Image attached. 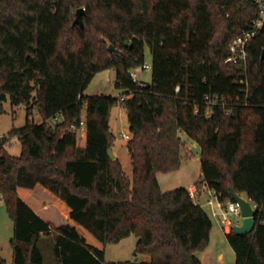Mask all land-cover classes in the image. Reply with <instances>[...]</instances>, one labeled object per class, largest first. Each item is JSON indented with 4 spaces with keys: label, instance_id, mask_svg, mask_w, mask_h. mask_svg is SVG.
Instances as JSON below:
<instances>
[{
    "label": "trees",
    "instance_id": "trees-1",
    "mask_svg": "<svg viewBox=\"0 0 264 264\" xmlns=\"http://www.w3.org/2000/svg\"><path fill=\"white\" fill-rule=\"evenodd\" d=\"M79 9L83 28L74 24ZM258 16L253 0H0V114L3 103L18 107L35 95L43 118L11 132L19 157L0 143L13 264H44L42 236L54 238L60 264H107L106 246L132 235L136 254L150 259L133 264H202L196 253L209 243L211 220L188 189L163 192L157 179L181 168L180 132L201 148L197 188L206 185L223 202L233 188L257 207L248 235L226 237L235 264H264V28L246 67L225 63L232 41ZM147 48L153 76L143 86L129 72L141 69ZM106 70L116 71L125 95L86 98ZM206 95L230 104L211 108ZM118 104L130 124L132 179L108 155ZM84 109L82 148L75 130Z\"/></svg>",
    "mask_w": 264,
    "mask_h": 264
},
{
    "label": "rangeland",
    "instance_id": "rangeland-1",
    "mask_svg": "<svg viewBox=\"0 0 264 264\" xmlns=\"http://www.w3.org/2000/svg\"><path fill=\"white\" fill-rule=\"evenodd\" d=\"M145 63L152 66V56L148 48L145 53ZM152 76V68L149 71H140L138 73L139 83L143 86L152 84ZM125 93L126 92L124 90L119 89L116 85V71L106 70L98 73L94 77L93 81L85 91L84 96L86 98L94 96H112L114 98H119L125 95ZM34 96L35 95H33L30 104L23 103L18 107H13L10 101L3 103L4 113L0 114V143L3 139H5L4 149L14 157H19L21 155L22 145L17 137L11 135V132L13 130L24 128L28 123V119L33 125L43 123V118L38 108L34 105ZM29 107L33 108L32 114L28 118ZM85 113L86 111L84 109L83 118H85ZM49 124L54 125L55 121L52 120ZM127 124L128 117L123 106L118 104L113 107L111 110V125L114 133L113 135L116 138L113 147L119 155V161L123 166L126 176L132 179L133 168L131 157L126 148L128 141L121 137L122 133L130 134L129 129L126 127ZM83 130L85 131L84 125L82 128H78L75 131L78 136V145L84 148L85 140L82 138L84 133ZM179 136L183 145L182 165L176 172L157 175L160 188L163 192H171L179 189L181 186L188 187L191 184L199 182L201 178V148L199 144L189 139L183 132H180ZM116 159L118 158L116 157ZM202 190L203 197L197 204L201 206L211 220L212 230L207 247L204 250L197 252V257L200 259L202 264H235L236 256L228 244L226 234L223 232L221 226L212 217L211 208L208 205V201L210 200L209 189L203 184ZM240 196L250 202L246 195L241 194ZM251 205L254 208L253 203H251ZM231 219L234 226L242 225L243 223V219L241 217H232ZM13 236L14 224L9 216L7 206L2 201V197L0 195V258L5 260L6 264H13V248L11 245ZM137 242V237L132 235L118 244H108L105 250V262L107 264L148 263L150 261L148 257L136 254ZM53 246V237H47L39 242V247L42 250L45 264H59L58 260L54 256ZM220 257L222 258V261H220Z\"/></svg>",
    "mask_w": 264,
    "mask_h": 264
},
{
    "label": "built area",
    "instance_id": "built-area-1",
    "mask_svg": "<svg viewBox=\"0 0 264 264\" xmlns=\"http://www.w3.org/2000/svg\"><path fill=\"white\" fill-rule=\"evenodd\" d=\"M257 8L259 9V16L255 20L252 21L251 26L248 30L244 31L241 35L235 38L230 46V55L225 60L226 64L230 65H243L247 66V62L249 59V45L250 43L261 33L264 28V0H253ZM152 68L150 64L144 63L141 69L131 70L129 72V76L132 81L138 85H142L138 80V73L140 71H149ZM241 85L248 86L246 81H240ZM181 91L180 86L175 88V94L178 95ZM248 90H246V93ZM124 100V99H121ZM205 102L209 107L221 106L226 108L229 106L226 98H223L219 95H206L204 98ZM240 104V100L237 99L235 101V106ZM230 113V111H228ZM207 118L211 117V113L208 112L206 115ZM82 126L85 125V118L82 120ZM81 126V128H82ZM121 137L129 141L131 139L130 134L122 133ZM190 198L198 203L203 197L202 188H197L196 185L188 189ZM210 200L208 201V205L211 208L212 217L216 220V222L221 226L223 232L225 234H230L234 231V223L232 221V217H241V208L239 204L230 200L228 202H223L220 200L218 194L215 191L209 190ZM1 195V192H0ZM257 210V207L254 205V208ZM237 226V225H236Z\"/></svg>",
    "mask_w": 264,
    "mask_h": 264
},
{
    "label": "water",
    "instance_id": "water-1",
    "mask_svg": "<svg viewBox=\"0 0 264 264\" xmlns=\"http://www.w3.org/2000/svg\"><path fill=\"white\" fill-rule=\"evenodd\" d=\"M84 14H85V9H79L76 13V20L74 22V24L79 25L81 28H83L82 17ZM108 50L110 52L118 54V51L112 45L109 46ZM263 57H264V52L262 58ZM108 155L110 159L116 160V155L113 153L112 147H109ZM230 195L232 201L239 204L241 208V218L243 219L242 225L234 226V232L239 236L248 235L255 226L254 218L257 214V210L253 209L251 203L243 199L239 194L235 192L233 188H230Z\"/></svg>",
    "mask_w": 264,
    "mask_h": 264
},
{
    "label": "crops",
    "instance_id": "crops-1",
    "mask_svg": "<svg viewBox=\"0 0 264 264\" xmlns=\"http://www.w3.org/2000/svg\"><path fill=\"white\" fill-rule=\"evenodd\" d=\"M129 123L126 125V127L128 128V129H130V127H129ZM110 128H111V131H112V133H113V129H112V125H111V118H110ZM84 131V130H83ZM114 134V133H113ZM82 138H83V140H85V142H86V132L84 131V133H83V135H82ZM83 148V147H82ZM85 148V147H84ZM126 148H127V144H126ZM113 150H114V153H115V155H116V157L120 160V158H119V155L117 154V152L115 151V148L113 147L112 148ZM128 150V149H127ZM193 186H195V184H191L190 186H181L180 188H185V189H190L191 187H193ZM45 238H47V237H44V236H42L41 237V240H40V242L42 241V240H44ZM220 261H222V258L220 257ZM44 264H45V260H44ZM57 264V263H56ZM60 264V263H59Z\"/></svg>",
    "mask_w": 264,
    "mask_h": 264
}]
</instances>
